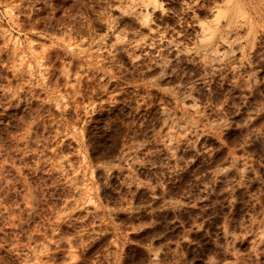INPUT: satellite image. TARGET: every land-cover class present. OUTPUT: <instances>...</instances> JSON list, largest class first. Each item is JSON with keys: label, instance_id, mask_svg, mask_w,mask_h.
<instances>
[{"label": "rangeland", "instance_id": "374dc122", "mask_svg": "<svg viewBox=\"0 0 264 264\" xmlns=\"http://www.w3.org/2000/svg\"><path fill=\"white\" fill-rule=\"evenodd\" d=\"M0 264H264V0H0Z\"/></svg>", "mask_w": 264, "mask_h": 264}, {"label": "bare ground", "instance_id": "6f19581e", "mask_svg": "<svg viewBox=\"0 0 264 264\" xmlns=\"http://www.w3.org/2000/svg\"><path fill=\"white\" fill-rule=\"evenodd\" d=\"M221 13H222V11H220ZM223 12H224V10H223ZM226 12V11H225ZM13 41V40H12ZM13 44L17 47L18 45H19V41H18V39H16V38H14V41H13ZM33 47V46H32ZM31 47V48H32ZM29 49V50H32V49ZM34 51V50H33ZM33 57H34V55H33ZM21 59H22V56H21ZM29 65V64H28Z\"/></svg>", "mask_w": 264, "mask_h": 264}]
</instances>
